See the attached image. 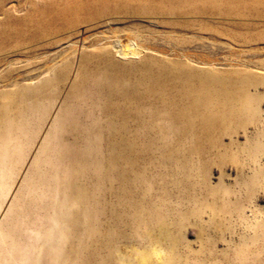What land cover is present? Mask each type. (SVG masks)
Instances as JSON below:
<instances>
[{"label": "bare ground", "instance_id": "obj_1", "mask_svg": "<svg viewBox=\"0 0 264 264\" xmlns=\"http://www.w3.org/2000/svg\"><path fill=\"white\" fill-rule=\"evenodd\" d=\"M137 1L127 0L129 4ZM63 9L65 11L54 14L57 20L61 19L59 16L70 15L71 11L90 13L81 2L65 4ZM156 10L163 11L168 17H181L166 6L157 4L153 12ZM144 11L134 10L133 14L124 16L114 12L108 19L129 22L138 14L139 18L153 20ZM1 15L0 27L5 25L2 32L19 33L23 28L24 21L15 28L11 27L17 21L9 18L8 7L2 9ZM96 17L91 14L89 21ZM131 26L122 27L119 35L114 33L107 39H95L90 46L94 56L87 61L79 59L68 73L70 86L54 115L53 127L42 137L30 162L37 166L55 160L63 165L61 160H71L60 179L48 180L56 198L49 205V227L39 235L45 248L41 247L44 254L37 257L36 264H119L114 260L116 252L112 249L115 245L113 237L117 233L121 235L120 239L135 240L142 245L144 254L132 248L135 257L132 264H184L178 249L183 243L180 228L187 218L178 215V206L170 205L172 201L165 196L166 192L177 189L176 199L187 201V204L180 203L182 213L189 208L188 204L199 201L195 189L207 190L205 195L213 197L219 191L228 193L227 188L219 190L207 185L203 179V162L198 158L201 154L211 156V150L215 152L213 156L228 152L229 144L211 142L217 137L222 140L227 134L224 129L229 125L235 129L241 119H249L257 113L254 101L263 97L257 92L261 79L246 70L217 72L215 68H192L188 62L177 58L160 59L152 54L154 49L134 38ZM141 26L142 21L138 20L133 29L139 30ZM126 28L128 32L123 34ZM121 35L123 38H117ZM39 46L33 45V48ZM128 62L130 64H126ZM56 70L57 67L50 71L49 78L35 84H16L10 91H0V168L10 164L15 153L11 145L21 144L17 145L18 150L26 153L25 147L33 141L34 133L40 131L38 122L44 120L46 108L52 106L57 97V94L47 97L48 88L53 82L58 87L67 80L55 77ZM245 86H252L253 93H245ZM77 99L90 108L87 110L76 105ZM191 101L183 115L191 114L178 118L176 109L186 107ZM91 113L89 129L87 126L82 129ZM82 130L85 138L81 140ZM74 131H78V139H69ZM190 131L196 133V140L199 135L210 132L208 143L199 148L184 147L180 138ZM162 135L167 136L165 141L160 139ZM262 151L264 145L258 142L247 149L250 155ZM47 153L49 156L45 155ZM230 155L235 159L233 154ZM80 163L87 165V175L96 179L89 183L96 185L97 189L76 181L81 175ZM172 165L182 174L168 184L169 188L158 186L156 180H171L176 172L151 176L150 170ZM36 171L42 174L41 168L36 167ZM7 175H13L11 166H7ZM95 193L101 196L95 200L102 204L86 202ZM211 202H215V198ZM82 214H85L83 235L100 242L96 249L90 250L85 241L68 237V230L76 233ZM102 226L106 227L103 231ZM198 235L204 236L200 228ZM120 244L125 248L130 245L126 241L117 242L118 246ZM150 246H165L168 255L154 263L152 255L144 251ZM213 247L211 244L212 251ZM192 254L196 258L200 256L196 251ZM122 258L119 255V259Z\"/></svg>", "mask_w": 264, "mask_h": 264}, {"label": "rangeland", "instance_id": "obj_2", "mask_svg": "<svg viewBox=\"0 0 264 264\" xmlns=\"http://www.w3.org/2000/svg\"><path fill=\"white\" fill-rule=\"evenodd\" d=\"M80 2L90 13L71 11L70 15L59 16L60 20L54 16L65 11V4ZM157 4L174 10L181 17H168L159 10L153 12ZM6 7L9 18L17 21L11 27H17L22 21L24 25L19 33H14L8 30L2 32L5 25L1 24L0 35H4V38H0V91H10L16 84H35L49 78L50 71L56 67L55 77L67 80L58 87L53 82L48 88L46 96L57 94V97L53 105L46 108L44 120L38 122L40 131L34 133L33 141L25 147L24 150L28 152L18 150L17 145L21 144L11 145L15 153L10 164L0 168V264H36L37 257H43L45 245L39 235L49 227V205L56 198L48 180L60 179L66 164L71 160H61L63 165L55 160L37 166L30 162L37 153L42 137L53 127L54 115L70 86L68 73L75 68L79 59L87 61L94 56L90 46L95 39H107L114 33L119 35L122 27L128 24L132 25L130 30L134 38L154 49L152 54L160 59L177 58L188 62L192 68H215L217 72L239 73L246 70L261 79L257 92L263 97L254 101L257 113L249 119H241L235 129L229 125L228 129H224L227 134L222 140L217 137L211 142L229 144L227 151L235 159L228 152L213 156V150L211 156L201 154L198 158L203 162V179L207 185L219 190L227 188L228 193L219 191L213 197L205 195L207 190L195 189L199 201L188 204L189 208L183 213L180 203L187 204V201L176 199L177 189L166 192L165 196L171 199V206H178V215L187 218L180 228L183 243L178 249L184 264H264V151L251 155L247 152L248 147L255 142L264 145V0H138L132 4L127 0H0V22L3 18L2 9ZM142 9L153 20L144 19L143 16L139 18L138 14L136 19L129 22L108 19L109 14L114 12L124 16ZM91 14L97 17L89 21ZM138 20L142 21L141 28L133 29ZM127 32L128 28L122 33ZM33 45L40 46L33 48ZM175 48L182 51L178 52ZM23 52L28 54L24 55ZM244 90L245 93H253L254 88L245 86ZM94 95L97 96L96 93ZM77 101L76 105L87 110L90 108L87 103ZM191 103L178 111L176 109L178 118H186L191 114L183 115ZM97 116L100 117V114ZM28 121L31 123L32 119ZM90 124V117L86 118L82 129L85 126L89 129ZM51 134L54 135V131ZM210 135V132L199 135L198 141L196 133L190 131L180 140L184 147L199 148L208 143ZM78 137V131H74L69 139ZM166 137L162 135L160 139L165 141ZM83 138L85 133L82 130L80 139ZM45 155L49 156V153ZM13 162L16 163L13 165ZM7 166L13 168L11 177L7 175ZM36 167L42 169L41 175L37 173ZM78 167L81 175L76 181L97 189L96 185L89 183L96 179L87 175V165L80 163ZM177 170L174 165L162 166L149 173L152 176L176 172L171 180H156L158 186L166 188L182 174ZM100 197L95 193L94 199L90 197L86 202L102 204L95 200ZM214 198L215 202H211ZM84 218L85 214L79 217L76 233L68 230V237L85 241L90 250L96 249L100 242L83 235ZM105 228L100 227L102 231ZM199 228L204 236L198 235ZM140 232L144 233L143 230ZM119 237L121 235L118 233L113 237L115 245L112 249L116 252L114 260L119 264H132L135 259L132 248L142 252V245L135 240ZM122 241L128 242L129 248L123 244L117 245V242ZM211 244L214 245L213 251L210 249ZM66 249L67 245L64 244ZM144 251L152 255L154 263H159L161 257L168 255L165 246H150ZM194 251L199 253V258L193 257ZM119 255L123 257L122 260Z\"/></svg>", "mask_w": 264, "mask_h": 264}]
</instances>
